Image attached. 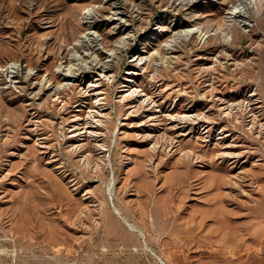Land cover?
Returning a JSON list of instances; mask_svg holds the SVG:
<instances>
[{
    "label": "rangeland",
    "instance_id": "1",
    "mask_svg": "<svg viewBox=\"0 0 264 264\" xmlns=\"http://www.w3.org/2000/svg\"><path fill=\"white\" fill-rule=\"evenodd\" d=\"M241 1L0 0V264H264V0L247 24Z\"/></svg>",
    "mask_w": 264,
    "mask_h": 264
},
{
    "label": "bare ground",
    "instance_id": "2",
    "mask_svg": "<svg viewBox=\"0 0 264 264\" xmlns=\"http://www.w3.org/2000/svg\"><path fill=\"white\" fill-rule=\"evenodd\" d=\"M235 4V3H234ZM119 5V4H118ZM123 6V5H122ZM249 6H250V1L248 0H244V1H241L239 3H236L235 6H233V10L230 12V17H234V16H242L244 18V22L245 24H247V21L248 19H250L251 17V12L248 10L249 9ZM115 13H119V11H116ZM115 19V18H114ZM119 19V18H118ZM232 19V18H231ZM97 20L98 19H93L92 20V23L93 24H97ZM200 34V36L204 37L206 35V33L203 34V32L201 31L200 27L198 26H189L187 27L186 29H184L182 32H180L179 34L176 35L175 38L179 39L181 37H185V38H189L191 36H193L194 34ZM231 36V35H229ZM228 36V37H229ZM205 37H209V35L205 36ZM225 37V36H224ZM226 38V37H225ZM230 39V38H229ZM98 41V38L96 36H92V37H89L88 39V44H90V47H92L93 49L95 48V42ZM226 41H228V38L226 39ZM100 48V50H99ZM97 48V50L95 51H99V54L98 55H101L103 54V51L104 49L99 47ZM94 52H90L91 56ZM89 54V53H88ZM113 53H110V55H112ZM94 58L93 62H91V65H88L87 69L89 71H96V70H99L100 73V77L98 79H102L104 76L107 75V71L108 69L110 68V64L107 63V62H103L102 58H98V56H94L92 57ZM139 57H136V58H133L132 61H135L137 60ZM64 68H60L59 72L62 74V76L64 77V79H69L71 77H75L76 80H81L80 78H78V74L79 72L76 71V69H78L76 66H71L69 68H66V71H63ZM129 73H135L134 70H129ZM62 77V78H63ZM97 81V79H96ZM71 82L67 81V82H64V84H70ZM125 84V83H124ZM100 84L99 83H91L88 88L86 89V93L85 95L88 96V95H91L92 94V91L94 89H96L97 86H99ZM127 86V85H126ZM126 91V90H125ZM136 93V95H138L137 93V89H134L131 94H134ZM143 94V92H142ZM145 95V94H144ZM100 104V102H99ZM227 108V107H226ZM102 111V110H100ZM230 111V110H229ZM97 110H92V113H90L89 115V120L87 121V123L82 127V131L79 133L81 135V133L83 132H89L90 135L92 136H98L99 134L97 133V129L98 126H99V123H97V121L95 120V117L97 116L96 114ZM254 114V113H253ZM184 116H189L190 118H195L196 115L194 114H184ZM200 118V117H199ZM99 120V119H97ZM78 129V128H77ZM78 134V135H79Z\"/></svg>",
    "mask_w": 264,
    "mask_h": 264
}]
</instances>
